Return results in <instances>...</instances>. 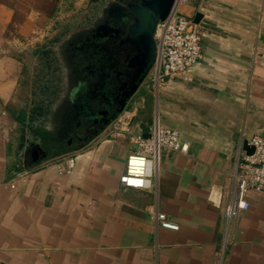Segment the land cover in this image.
<instances>
[{
    "label": "crops",
    "instance_id": "0c3cea01",
    "mask_svg": "<svg viewBox=\"0 0 264 264\" xmlns=\"http://www.w3.org/2000/svg\"><path fill=\"white\" fill-rule=\"evenodd\" d=\"M23 2L0 0V264H264V192L249 191L230 223L223 215L244 142L264 136V0H191L181 12L200 15L202 60L140 90L85 146L28 164L12 105L31 33L53 25ZM156 116L189 151L163 150L150 189L123 187L134 137Z\"/></svg>",
    "mask_w": 264,
    "mask_h": 264
},
{
    "label": "flooded vegetation",
    "instance_id": "af4514ba",
    "mask_svg": "<svg viewBox=\"0 0 264 264\" xmlns=\"http://www.w3.org/2000/svg\"><path fill=\"white\" fill-rule=\"evenodd\" d=\"M90 1L87 25L68 32L53 50L64 61L67 88L76 94L60 104L51 121L53 136L69 151L85 146L100 134L105 121L118 113L140 74L131 66L134 52L129 27L133 18L125 6L141 1ZM26 143L23 152L28 164L36 144ZM42 149L49 155V150Z\"/></svg>",
    "mask_w": 264,
    "mask_h": 264
},
{
    "label": "built area",
    "instance_id": "2783aa9c",
    "mask_svg": "<svg viewBox=\"0 0 264 264\" xmlns=\"http://www.w3.org/2000/svg\"><path fill=\"white\" fill-rule=\"evenodd\" d=\"M190 1L175 0L168 17L157 25L154 81L158 87L168 79L184 74L203 58L202 29L191 17L181 12V7ZM134 141L137 150L128 157L125 172L120 177L121 186L134 189H150L153 186L154 172L160 164L163 150L188 153L190 147L188 142L182 140L178 130L164 127L159 117L152 122L149 138L137 134ZM249 145L254 152L248 154L241 149L237 158L235 194L223 209L227 223L249 208V191L264 192V136H254ZM75 164L76 158L69 156L59 163V167L61 172L71 173ZM158 218L163 228L179 230V225L168 221L164 214L158 215Z\"/></svg>",
    "mask_w": 264,
    "mask_h": 264
},
{
    "label": "rangeland",
    "instance_id": "374dc122",
    "mask_svg": "<svg viewBox=\"0 0 264 264\" xmlns=\"http://www.w3.org/2000/svg\"><path fill=\"white\" fill-rule=\"evenodd\" d=\"M24 7L29 10L40 8L50 15L52 29H39L31 33L24 58L29 62L27 77L23 83V92L18 95L12 105L13 110L22 115L26 124L30 123V116L35 117L33 109L44 97L45 87L50 86L64 74L57 62L53 61L54 47L65 39L70 31L79 30L87 25L89 19L88 5L90 0H24ZM52 13V15H51ZM56 53V52H55ZM55 58V57H54ZM59 65V66H58ZM144 85L158 90L154 81V66ZM125 113V112H124ZM123 113V114H124ZM121 115V117L123 116ZM158 117V116H156Z\"/></svg>",
    "mask_w": 264,
    "mask_h": 264
},
{
    "label": "water",
    "instance_id": "95a60500",
    "mask_svg": "<svg viewBox=\"0 0 264 264\" xmlns=\"http://www.w3.org/2000/svg\"><path fill=\"white\" fill-rule=\"evenodd\" d=\"M141 3H133L125 6L127 14L133 18V22L129 27L130 43L132 45V51L134 57L131 60V66L138 68L140 74L136 77V82L132 88V92L128 94L123 102L120 110L116 115L105 121V124L101 127L100 133L113 122L118 120L125 112L128 102L140 92V90L147 88L144 85L147 73L153 68L157 59V43L155 40V31L158 23L164 21L170 14L175 0H140ZM198 14L195 17V22L198 23ZM17 127L20 128L21 124L17 123ZM142 129V135L144 138L150 137V129L144 123L140 125ZM22 146L25 145L26 130H22ZM244 149L248 154L254 152V148L249 145L248 141L244 142ZM33 160L32 163H37L46 158L47 154L40 145H35L32 148Z\"/></svg>",
    "mask_w": 264,
    "mask_h": 264
},
{
    "label": "trees",
    "instance_id": "16d2710c",
    "mask_svg": "<svg viewBox=\"0 0 264 264\" xmlns=\"http://www.w3.org/2000/svg\"><path fill=\"white\" fill-rule=\"evenodd\" d=\"M53 55L55 57H53V61L57 62L65 71L66 68L63 59L55 51ZM66 78V72H64L60 76L59 81L56 80L50 86L45 87L43 99L39 100V104L35 102L36 105L33 109L35 117L30 116V123L26 124L31 142L49 150V157H56L70 152L65 148V143L53 136V122H51L60 104L65 99L76 96V94L67 88ZM72 86L70 85V88Z\"/></svg>",
    "mask_w": 264,
    "mask_h": 264
}]
</instances>
